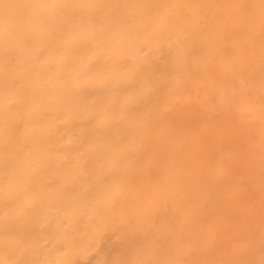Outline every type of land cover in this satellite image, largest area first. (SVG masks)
Returning a JSON list of instances; mask_svg holds the SVG:
<instances>
[{"label":"bare ground","instance_id":"bare-ground-1","mask_svg":"<svg viewBox=\"0 0 264 264\" xmlns=\"http://www.w3.org/2000/svg\"><path fill=\"white\" fill-rule=\"evenodd\" d=\"M0 264H264V0H0Z\"/></svg>","mask_w":264,"mask_h":264}]
</instances>
